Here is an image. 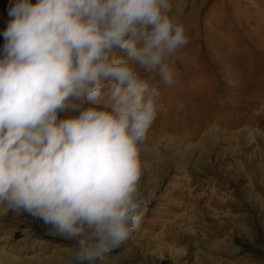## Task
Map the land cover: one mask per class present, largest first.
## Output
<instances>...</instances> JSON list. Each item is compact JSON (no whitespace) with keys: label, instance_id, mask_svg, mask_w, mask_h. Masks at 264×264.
<instances>
[{"label":"clouds","instance_id":"obj_1","mask_svg":"<svg viewBox=\"0 0 264 264\" xmlns=\"http://www.w3.org/2000/svg\"><path fill=\"white\" fill-rule=\"evenodd\" d=\"M0 35V214L95 264L142 221V151L187 43L171 0H15ZM7 253L0 249V264Z\"/></svg>","mask_w":264,"mask_h":264},{"label":"rangeland","instance_id":"obj_2","mask_svg":"<svg viewBox=\"0 0 264 264\" xmlns=\"http://www.w3.org/2000/svg\"><path fill=\"white\" fill-rule=\"evenodd\" d=\"M14 2L0 0V33ZM171 12L188 39L172 83L153 77L141 226L95 264H264V0H171ZM50 227L0 214L6 264H67L75 241Z\"/></svg>","mask_w":264,"mask_h":264},{"label":"bare ground","instance_id":"obj_3","mask_svg":"<svg viewBox=\"0 0 264 264\" xmlns=\"http://www.w3.org/2000/svg\"><path fill=\"white\" fill-rule=\"evenodd\" d=\"M47 231V230H46ZM240 247V246H238ZM237 249V248H236ZM166 258V257H165ZM163 258H160L158 261H155L154 264H165V262H167L168 260H162Z\"/></svg>","mask_w":264,"mask_h":264}]
</instances>
